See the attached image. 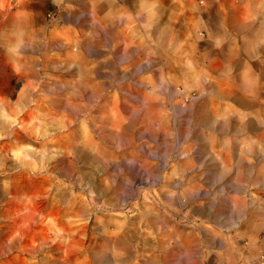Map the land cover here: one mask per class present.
<instances>
[{"label":"rangeland","instance_id":"374dc122","mask_svg":"<svg viewBox=\"0 0 264 264\" xmlns=\"http://www.w3.org/2000/svg\"><path fill=\"white\" fill-rule=\"evenodd\" d=\"M51 1L0 30V264H161L208 223L210 112L253 82L198 0Z\"/></svg>","mask_w":264,"mask_h":264},{"label":"crops","instance_id":"0c3cea01","mask_svg":"<svg viewBox=\"0 0 264 264\" xmlns=\"http://www.w3.org/2000/svg\"><path fill=\"white\" fill-rule=\"evenodd\" d=\"M51 3L0 0V30L25 37L27 26L43 18ZM198 3L208 11L202 21L210 24L211 47L224 40L217 53L230 56L229 69L248 72L253 83L250 93L227 95L210 112L211 119L224 120L215 128L210 124L221 134L223 152L210 156L203 181L210 187L209 203L196 211L208 223L189 229L186 222L184 238H168L161 264H264V93L252 61L264 56V0Z\"/></svg>","mask_w":264,"mask_h":264}]
</instances>
